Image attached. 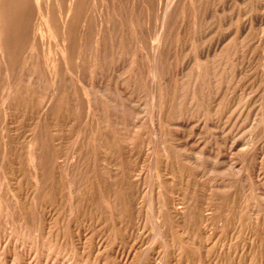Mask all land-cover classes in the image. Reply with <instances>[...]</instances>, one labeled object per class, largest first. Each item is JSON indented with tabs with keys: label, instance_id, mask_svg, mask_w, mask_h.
<instances>
[{
	"label": "rangeland",
	"instance_id": "rangeland-1",
	"mask_svg": "<svg viewBox=\"0 0 264 264\" xmlns=\"http://www.w3.org/2000/svg\"><path fill=\"white\" fill-rule=\"evenodd\" d=\"M0 264H264V0H0Z\"/></svg>",
	"mask_w": 264,
	"mask_h": 264
},
{
	"label": "bare ground",
	"instance_id": "bare-ground-1",
	"mask_svg": "<svg viewBox=\"0 0 264 264\" xmlns=\"http://www.w3.org/2000/svg\"><path fill=\"white\" fill-rule=\"evenodd\" d=\"M68 1V0H67ZM72 1V0H71ZM60 3V2H59ZM64 3V2H63ZM69 2H67V4H68ZM88 4V3H87ZM97 5V4H96ZM70 6V5H69ZM78 6V5H77ZM86 6V5H85ZM84 6V7H85ZM90 6V5H89ZM44 8V7H43ZM72 8V7H71ZM68 9V8H67ZM65 10V9H64ZM74 10V9H73ZM52 11H53V9H52ZM99 12V11H98ZM75 13V12H74ZM124 13H126V12H124ZM54 14V13H53ZM56 14V13H55ZM56 16H57V14H56ZM81 16V15H80ZM61 17V16H60ZM68 17H69V15H68ZM67 19V18H66ZM64 24H66V23H64ZM129 27V26H128ZM30 28V27H29ZM64 28V27H63ZM59 30V29H58ZM130 30V29H129ZM87 32V31H86ZM60 33V32H59ZM57 34V33H56ZM85 35V34H84ZM87 36V35H86ZM104 36V35H103ZM59 39H61V38H59ZM148 39V38H147ZM60 41V40H59ZM160 41V40H159ZM153 46V45H152ZM156 46V45H155ZM84 47V46H83ZM109 48V47H108ZM165 48V47H164ZM131 54V53H130ZM141 54V53H140ZM133 55V54H132ZM103 57V56H102ZM155 59V58H154ZM106 60V59H105ZM158 61V60H157ZM155 69V68H154ZM56 105V104H55Z\"/></svg>",
	"mask_w": 264,
	"mask_h": 264
}]
</instances>
